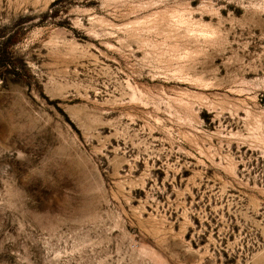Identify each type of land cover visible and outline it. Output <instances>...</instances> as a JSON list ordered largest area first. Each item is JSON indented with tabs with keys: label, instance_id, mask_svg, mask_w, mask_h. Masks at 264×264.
<instances>
[{
	"label": "rangeland",
	"instance_id": "obj_1",
	"mask_svg": "<svg viewBox=\"0 0 264 264\" xmlns=\"http://www.w3.org/2000/svg\"><path fill=\"white\" fill-rule=\"evenodd\" d=\"M55 1L0 0V264H264V0Z\"/></svg>",
	"mask_w": 264,
	"mask_h": 264
},
{
	"label": "trees",
	"instance_id": "obj_2",
	"mask_svg": "<svg viewBox=\"0 0 264 264\" xmlns=\"http://www.w3.org/2000/svg\"><path fill=\"white\" fill-rule=\"evenodd\" d=\"M57 1H59V0H56L55 2H57ZM55 2H54V3H55ZM48 13H49V12H46L45 14L47 15ZM0 64H3V63H2V62H0Z\"/></svg>",
	"mask_w": 264,
	"mask_h": 264
}]
</instances>
